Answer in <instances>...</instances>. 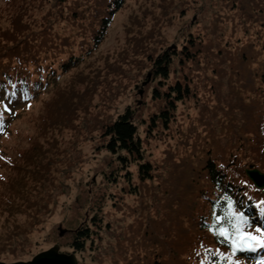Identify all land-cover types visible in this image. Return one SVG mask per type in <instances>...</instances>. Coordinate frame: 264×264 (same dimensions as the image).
I'll return each mask as SVG.
<instances>
[{
    "label": "rangeland",
    "instance_id": "1",
    "mask_svg": "<svg viewBox=\"0 0 264 264\" xmlns=\"http://www.w3.org/2000/svg\"><path fill=\"white\" fill-rule=\"evenodd\" d=\"M77 1L0 0L1 30L9 28V17L16 12L18 5H23L22 20L38 32L36 45L47 41V46L56 44L59 47L62 38L67 37L72 40L74 54L82 56L77 66L62 73L34 98L7 105L0 100L1 178L7 173L14 175L12 166L19 165L14 163L23 162L21 154L35 144L45 147L40 156L44 155L51 164L49 174L54 176V186H50L48 194H42L49 208L34 227L30 239L22 237L24 244L15 249L14 254L9 249L1 250V235L7 229L4 224L7 212L0 207V253H7L13 259L24 257L29 260L38 252L58 245L59 251L75 254L77 264H129L127 261L130 258V264H135L132 257L137 252L133 251V247L123 249V241L128 221L139 213V210L131 212L127 203L129 201L131 206L135 204L137 207L139 202L136 198L124 199L126 203L112 209L114 196L108 190L112 182L109 177L113 173L119 181L121 177H126L124 173L130 167L132 180H135L136 167L127 165L128 161L119 166L122 162L117 164L116 154L110 155L95 148L102 142L98 130L93 134L87 132L90 120L86 119L82 109L86 106L84 102L88 99L89 109L108 115L109 120L125 107L132 112L145 158L151 159L152 165L156 166L152 170V182L164 184V169L161 167L166 166V161L169 167L170 159L177 161L180 156H185L186 141H192L203 125L210 128L216 125L220 137L225 136L220 120L224 122L225 109H230L228 101H231L235 82L227 65L220 68L216 63L218 57L209 55L206 50V42L213 37L210 29L212 19L216 17L218 29L222 28L225 35L230 34L227 37L235 48L241 43L247 47L251 69H262L264 0L253 3L250 0H126L114 15L104 40L89 54L76 43L83 25L79 19L83 20V9L89 1ZM218 29H215L216 32H219ZM237 38L241 39L238 44ZM193 39L200 41V55L204 57L208 69L200 68L203 58V61L196 60L195 63L187 60ZM165 50L171 54L170 75L162 82L152 73V63L146 58L151 53V59H154ZM64 55L60 51L57 53L58 58ZM176 79L181 81V85L187 83L194 95L176 104L174 118L168 127L158 125L157 129L148 121L149 116L156 112L155 103L158 102L154 100L153 92L155 89H166ZM211 80L218 83V88H212ZM240 94L244 97L250 92L246 90ZM233 113L238 117L240 111L235 109ZM200 115L205 117V123ZM116 165L119 166L116 171L108 172ZM245 165L248 169V159ZM103 190L105 192L100 196ZM159 213L158 207L156 211L150 209L148 217H162ZM24 218L19 215L17 220L21 222ZM80 226L88 228L89 238L84 242L82 251L73 252L69 242ZM59 227L64 229L62 235H59ZM223 236L226 237V233ZM14 245L15 242H12L11 247ZM119 248L122 252L118 251ZM115 250L121 255L116 256ZM139 252L142 255L144 249ZM262 255L257 261L245 259L240 264H264V253Z\"/></svg>",
    "mask_w": 264,
    "mask_h": 264
},
{
    "label": "trees",
    "instance_id": "2",
    "mask_svg": "<svg viewBox=\"0 0 264 264\" xmlns=\"http://www.w3.org/2000/svg\"><path fill=\"white\" fill-rule=\"evenodd\" d=\"M125 1H77L88 2L83 9V20L79 19L83 25L76 42L84 47L87 54L104 40L114 15ZM250 1L253 3L255 0ZM17 7L16 12L9 17V28L0 29V100L6 105L34 98L62 73L77 66L82 58L74 54L72 40L67 37L62 38L59 47L56 44L47 46V41L36 45L38 32L22 20L24 6ZM164 12L167 14V9ZM216 21V17L212 19L210 29L213 37L206 42V50L209 55L218 57L216 63L220 68L227 65L231 79L235 82L231 101H228L230 109H225L224 122L220 120L225 136L220 137L216 132L218 126L210 128L203 125L192 141H186L185 156H180L177 161L170 159L169 167L167 161L164 163L166 166L161 167L164 169V184L152 182L153 167L156 166L152 165L151 159L145 158L137 127L131 117L132 112L125 107L109 120L108 115L92 112L88 99L84 102L86 106L82 109L86 119L90 120L87 132L93 134L98 130L102 142L95 148L110 155L116 154L117 164L122 162L119 166L128 161L127 165L136 167L135 180H132L130 167L124 173L126 177H121L119 181L113 173L109 177L112 182L108 190L114 196L111 200L112 209L119 208L120 203H126L129 199L136 198L139 202L137 207L135 204L131 206L129 201L127 203L131 212L139 210V213L128 221L125 230L127 235L123 241V249L133 247V251L137 252L132 257L135 264H240L245 259L255 260L263 256L264 246H256L254 250L252 247L241 249L240 239L245 233L257 235V228L264 230V192L254 186L245 172L246 159L249 160V168L255 167L264 172V67L252 70L247 47L241 43L235 48L228 39L230 34L225 35L222 28L218 29ZM233 39L236 41V38ZM239 42L241 39L237 38L236 43ZM190 46L192 48L187 60L195 63L196 60L204 59L200 55L202 47L199 40H191ZM252 47L249 44V48ZM59 51L66 55L58 58ZM168 51H162L154 59H151V53L147 54L149 57L146 55V59L152 63V73L160 77L162 82L170 75L171 54ZM204 67L208 69L205 59L201 70ZM229 82L232 85V81ZM210 83L212 88H218L215 81L211 80ZM155 90L153 98L158 101L155 103L156 112L149 116L148 121L157 129L158 125L168 127L174 118L176 104L194 95L187 83L181 85L177 79L166 89ZM246 90L250 94L242 97L240 92ZM235 109L240 111L238 117L233 113ZM199 117L205 123V117ZM44 148L43 145L35 144L21 154L23 162L14 163L19 164L12 166L14 175L9 176L7 173L1 178L0 174V207L7 212L4 219L7 229L1 235V250L9 249L14 254L15 249H20L24 244L22 237L30 239L34 227L49 208L42 194H48L50 186H54V176L49 174L52 171L51 164L44 155L40 156ZM119 166L112 167L108 172L116 171ZM104 192L99 193L100 196ZM157 207L162 217H148L150 209L156 211ZM19 215L25 217L21 222L17 220ZM90 223L94 224L92 221ZM233 229L238 231L234 232ZM223 233L227 234V238ZM88 238V228L80 226L69 242L72 251H82ZM12 242H15L13 247ZM143 249L141 255L139 251ZM118 251L115 250L116 256L121 255ZM7 255L0 253V261L28 259L15 255L13 259ZM131 260L127 262L130 264Z\"/></svg>",
    "mask_w": 264,
    "mask_h": 264
},
{
    "label": "water",
    "instance_id": "3",
    "mask_svg": "<svg viewBox=\"0 0 264 264\" xmlns=\"http://www.w3.org/2000/svg\"><path fill=\"white\" fill-rule=\"evenodd\" d=\"M245 172L254 186L264 192V172L260 171L257 168H248L245 170ZM58 229L59 235H62L64 229L61 227H59ZM242 240L245 248L250 247V240ZM0 264H77V259L75 257V254L61 252L59 251L58 245H53L50 248L38 252L29 260L14 262L0 261Z\"/></svg>",
    "mask_w": 264,
    "mask_h": 264
},
{
    "label": "snow or ice",
    "instance_id": "4",
    "mask_svg": "<svg viewBox=\"0 0 264 264\" xmlns=\"http://www.w3.org/2000/svg\"><path fill=\"white\" fill-rule=\"evenodd\" d=\"M231 203V201H229ZM241 219H243L241 217ZM246 223V221H245ZM234 232L238 231L236 229H233ZM257 235H252L251 233H245L243 234L244 240H250L252 242V250L255 249L256 246H264V230H261L260 228L256 229ZM240 248H244L243 240L240 243Z\"/></svg>",
    "mask_w": 264,
    "mask_h": 264
}]
</instances>
